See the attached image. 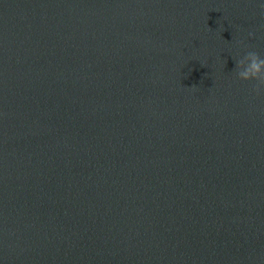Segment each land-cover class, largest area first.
<instances>
[{
    "label": "water",
    "instance_id": "obj_1",
    "mask_svg": "<svg viewBox=\"0 0 264 264\" xmlns=\"http://www.w3.org/2000/svg\"><path fill=\"white\" fill-rule=\"evenodd\" d=\"M260 0H0V264H264Z\"/></svg>",
    "mask_w": 264,
    "mask_h": 264
},
{
    "label": "clouds",
    "instance_id": "obj_2",
    "mask_svg": "<svg viewBox=\"0 0 264 264\" xmlns=\"http://www.w3.org/2000/svg\"><path fill=\"white\" fill-rule=\"evenodd\" d=\"M264 6V0H260ZM243 70L238 73L241 80H256L259 84L264 85V60H261L256 54L249 53L246 62L241 61Z\"/></svg>",
    "mask_w": 264,
    "mask_h": 264
}]
</instances>
